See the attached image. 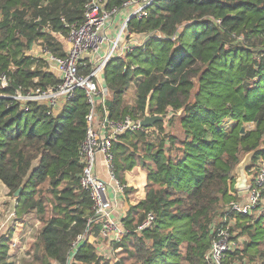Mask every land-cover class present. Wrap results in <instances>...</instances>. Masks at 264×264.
<instances>
[{
  "label": "trees",
  "instance_id": "16d2710c",
  "mask_svg": "<svg viewBox=\"0 0 264 264\" xmlns=\"http://www.w3.org/2000/svg\"><path fill=\"white\" fill-rule=\"evenodd\" d=\"M86 2L0 0V76L9 79L7 93L58 83L42 50L60 57L67 52L65 26L82 22ZM129 32L161 38L152 37L144 48L106 66L102 78L110 120L147 113L162 118L154 127L164 132V121L176 118L181 135L165 133L159 146L149 144L141 131L113 142L118 181L125 184L126 173L137 166L147 173L144 199L125 205L122 223L129 234L113 245L118 263L204 264L217 232L231 222L249 241L242 251L227 253L222 264L243 256L250 264H264V219L252 223L251 215L224 211L239 199L234 186L240 157L264 160V0H156L145 18L130 21ZM131 87L130 108L123 98ZM32 109L22 113L12 100L0 98V182L9 196L22 187L16 220L35 213L42 222L33 264H115L88 240L98 237L100 224L78 185L88 110L82 92L53 116L45 115L43 105ZM23 114L27 119L15 123ZM44 184L50 200L36 196ZM46 204L52 213L43 218ZM149 213L152 228L136 233ZM80 235L86 240L72 251ZM9 242L0 237V264H14Z\"/></svg>",
  "mask_w": 264,
  "mask_h": 264
},
{
  "label": "built area",
  "instance_id": "2783aa9c",
  "mask_svg": "<svg viewBox=\"0 0 264 264\" xmlns=\"http://www.w3.org/2000/svg\"><path fill=\"white\" fill-rule=\"evenodd\" d=\"M110 0H87L83 7V18L80 24L66 25L68 28L67 42L69 49L63 56H57L43 48V62L48 69L58 76V83L41 87H17L11 94L9 79L0 76V98L10 99L22 113H29L35 105L46 107L45 115L53 116L54 111L60 110L71 103L82 92L88 106L84 120L86 136L79 150V162L82 171L78 180L79 188L89 195L92 202V213L96 223L100 224L98 237L105 242L104 252L108 248L114 251L113 245L119 243L129 234L122 223L123 197L129 184L121 183L114 172L113 142L120 136L141 131L145 136L157 133L154 126L141 127L140 123L150 117L145 113L137 119L128 116L121 120H110L106 108L107 88L102 75L106 66L115 59H122L135 49L144 48L153 37L142 34L137 37L129 32L132 19L141 20L146 17L148 8L156 0H127L120 6L109 5ZM64 22V21H63ZM153 38L160 39L156 34ZM33 82H39L34 78ZM252 177L245 197L237 202H230L225 213L237 212L251 215L262 201L264 192V169ZM241 197V196H240ZM15 212H12V217ZM15 219V217H14ZM154 216L147 214L144 221L136 228V233L152 228ZM18 223L14 222L13 226ZM228 226L222 227L216 234L215 240L204 256V264H222L227 253L239 249V244L232 241ZM8 238L7 234H2ZM86 236L80 235L72 244V251L85 241ZM98 252H100V249ZM96 249V250H97ZM107 255L108 261L118 262V258ZM67 264H70L68 261Z\"/></svg>",
  "mask_w": 264,
  "mask_h": 264
},
{
  "label": "rangeland",
  "instance_id": "374dc122",
  "mask_svg": "<svg viewBox=\"0 0 264 264\" xmlns=\"http://www.w3.org/2000/svg\"><path fill=\"white\" fill-rule=\"evenodd\" d=\"M124 105L127 107H132L135 101V91L134 87H131L126 94L124 95ZM178 116V115H177ZM171 117V116H169ZM27 119V116L23 114L20 118L16 119L15 123H23ZM168 119L164 121L163 130L164 132H161L157 127H154L157 131V133L153 135L147 136V142L151 144L152 146H159L160 141L163 139L165 133H172L175 135H181V131L178 125V121L176 118L173 120V122L168 124ZM155 125V124H154ZM252 125H247L246 128L250 129ZM139 153L141 155L144 154L143 149H139ZM248 155H242L240 157V162L246 160ZM253 165V166H252ZM264 169V160H260L258 162H252L250 164V167L247 169V173L249 176H255L258 174L261 170ZM132 171V170H131ZM127 183V182H126ZM128 184V183H127ZM130 186V185H129ZM139 186L141 188H137V194L142 196L144 183L142 184L139 181ZM130 187H128L126 194L129 192L128 190ZM1 186H0V237H4L2 234H7L10 238L9 242V259L10 261H13L14 264H33V255H34V245L37 240V236L39 233L40 228L42 227V222H40L38 216L35 213H29L25 216H23L22 220H16L14 219L15 216L12 217V204L15 206L16 200L13 196L7 195L5 193ZM36 196L45 198L47 200L52 199V195L49 192V187L47 184H44L43 186L39 187L38 191H36ZM241 196V197H240ZM7 197V199H6ZM245 197V194L239 195V198ZM2 199L5 201H8L7 203H3ZM13 200V201H12ZM51 206L49 204H46V215H43L42 217L45 218L49 216L51 211ZM264 197L262 198V201L258 203L257 208L252 210L251 217L253 219L252 223H254L257 219H264ZM218 221H221L219 219ZM226 218L222 219V222H225ZM17 222L20 224L19 227L13 226V223ZM227 226V225H226ZM228 229H235V231L231 234L232 241L239 244V251H242V248L244 246V243L249 241L248 237L246 235L241 234L240 227L237 225H234L230 222ZM87 231V230H86ZM88 239V237H87ZM86 240V238H85ZM91 244L97 249H100V254H108L112 255L114 258H118L115 251L112 252V249L108 248L107 252H104V246L105 242L101 240L99 237H91L88 239ZM114 250V249H113ZM99 249H97V252ZM98 253V254H99ZM107 256V255H106ZM52 264H56L52 262ZM230 264H250L248 262V258L243 256L242 259L235 258L234 261H232Z\"/></svg>",
  "mask_w": 264,
  "mask_h": 264
},
{
  "label": "crops",
  "instance_id": "0c3cea01",
  "mask_svg": "<svg viewBox=\"0 0 264 264\" xmlns=\"http://www.w3.org/2000/svg\"><path fill=\"white\" fill-rule=\"evenodd\" d=\"M146 176L147 173L145 171V169H143L141 166H137L134 169H132V171L126 173L125 175V182H127L130 185L128 193L126 195H124L123 197V202H122V206L120 209H122V214H126V208L125 205L126 203H128L131 206H135L136 204H138L139 202H141L144 199L145 193H144V188L146 185ZM139 181L143 184L144 183V188H143V193L142 196H140L139 194H137V188H141V186H139ZM0 186L1 188L6 191L5 193H7L8 195V190L6 189V187L0 182ZM7 199V197H6ZM13 201V200H12ZM3 203H7L8 201H5L4 199H2ZM12 212H14V206L12 204ZM20 224L17 225V227H19Z\"/></svg>",
  "mask_w": 264,
  "mask_h": 264
},
{
  "label": "water",
  "instance_id": "95a60500",
  "mask_svg": "<svg viewBox=\"0 0 264 264\" xmlns=\"http://www.w3.org/2000/svg\"><path fill=\"white\" fill-rule=\"evenodd\" d=\"M159 121H162L161 117L152 116V117L145 118L143 121H141L140 125L143 128H150ZM241 133H243V130H241ZM251 160H252V154H248L246 160L243 161L242 163L240 162L235 169L236 184L234 186V189H235V192L238 194L246 192L251 185L252 177L249 176L247 173V169L250 167ZM21 190H22V187L19 188V190H17L13 194V197L15 199L19 197ZM115 264H119V263L116 262Z\"/></svg>",
  "mask_w": 264,
  "mask_h": 264
}]
</instances>
